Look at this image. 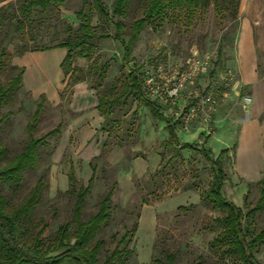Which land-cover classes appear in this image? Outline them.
Masks as SVG:
<instances>
[{"label":"rangeland","instance_id":"374dc122","mask_svg":"<svg viewBox=\"0 0 264 264\" xmlns=\"http://www.w3.org/2000/svg\"><path fill=\"white\" fill-rule=\"evenodd\" d=\"M16 1H9L14 8ZM111 1L105 0L107 7ZM1 4L4 2L0 1ZM246 6L247 3L239 4L238 15L233 22H219L210 5L195 17L190 27L173 25L168 21L157 26L147 25L132 48L127 67L121 62L120 45L110 38L96 41L97 49L91 61L75 58L72 65L77 68L76 75L83 76L84 80L65 89L62 81L58 100L45 101L35 136L43 135L58 124L61 131L47 140L41 153V166L26 175L23 187L25 192L41 173L45 175L46 190L36 212V219L40 220L39 228L46 226L45 237L51 238L63 223H67L73 231L70 223L73 198L65 193L68 190L66 175L72 166L77 185H85L90 176V166H93L95 179L85 203V216L93 211L94 203L105 189L116 183L111 199L112 222L102 233L106 250L112 251L115 246L110 238L112 234H117L116 240H119L137 221V231L131 243L135 252L132 264H149L155 254L153 243L157 234H167L168 245L179 249V264L200 261L204 264H229L219 260L209 250V243L217 231L210 229L211 220L219 214L200 205L195 191L179 189L192 179L190 164L197 170L196 182L201 188H206L210 182L212 167L203 158L200 147L210 149L209 157L213 160L221 149L233 144V122L239 121L238 117L243 118L242 106L246 104L242 99L250 97L248 83L239 75L235 55L238 40L244 37L247 30L255 45L256 70L259 78H264V13L260 11L261 17L253 23ZM81 8L82 0H68L56 8V16L49 12L41 14L39 21L42 23L37 33L32 34L33 43H29L28 36H25L28 49L52 46L64 39L67 36L65 26L71 30L77 28L78 20L74 14ZM7 10L11 13L10 8ZM55 17L63 23H54V27L46 28L43 22L51 20L52 23ZM98 24L100 22L94 17L92 25ZM101 27L109 36L112 35L113 27L109 23H103ZM21 43L23 40L13 25L0 26V49L9 54L6 65L22 68L17 66V60L24 54L18 53ZM249 47L245 49L251 51ZM197 63L206 65L205 74L196 76L191 83L185 82L177 97L168 98L166 92L172 83ZM47 66L43 78L49 82L38 85L50 92V87L56 82L55 67L53 62ZM104 68L105 73L102 71ZM128 69L139 70L142 92L158 106L164 120L152 118L147 108L128 97L114 109L110 118L115 121L110 127L111 121L103 119L96 111L97 101L90 103L83 99L86 91L90 92L92 100H96L95 92L106 94L117 85L116 79L121 81V74L127 73ZM9 75V70H4L0 74V82L4 84ZM260 91L264 92V88ZM194 93L210 95L211 100L184 127L181 114L194 103ZM38 101V96L21 85L9 105L3 106L2 112L11 113L2 123L10 155L18 151L26 140V125ZM133 112H136L135 117ZM168 124H174L178 143L193 144L196 148L183 149L182 160L175 161L173 168L166 169L168 175L165 180L171 187L151 194L150 181L159 170L161 154L165 159L171 155L160 144L168 138ZM102 130L107 131L108 136ZM103 143H106L104 147ZM230 148L228 157H221L226 173L223 194L245 212L257 200L258 190L255 185H246L233 176V147ZM162 191L166 192L159 200L156 199ZM243 196L247 199L245 203ZM188 205H195L196 208L178 212L179 206ZM50 206H54V213ZM246 223L249 224V221L245 220ZM262 225L264 210L255 215L250 227L256 232ZM253 255L258 264H264V243L253 251Z\"/></svg>","mask_w":264,"mask_h":264},{"label":"trees","instance_id":"16d2710c","mask_svg":"<svg viewBox=\"0 0 264 264\" xmlns=\"http://www.w3.org/2000/svg\"><path fill=\"white\" fill-rule=\"evenodd\" d=\"M0 26H14L23 40L19 54L33 51H46L51 49H64L65 55L60 63L63 74L64 89L80 83L83 76H77V68L72 64L75 58L91 61L99 39H111L118 43L122 50L121 62L124 67L129 66L131 51L138 36L147 25L157 26L164 21L173 25L184 27L192 26L195 17L204 12L210 5L219 22L236 20L240 0H112L107 7L105 0H82V8L75 12L78 25L75 30L66 27L67 36L52 46H40L28 49L25 36L29 43H33L32 34L40 27L39 16L45 12L57 14L56 8L68 0H17L14 8L10 0H0ZM8 1V2H7ZM6 2V3H5ZM11 9V13L8 12ZM100 24L92 25L93 18ZM13 21V22H12ZM54 22L46 20L45 27H54V23H63L58 17ZM109 23L113 27L111 36L107 34L101 24ZM37 33V32H36ZM126 37V39H124ZM9 54L0 49V74L9 70L7 81L0 82V264H132L135 261V252L131 247L133 236L138 227L134 221L129 229L116 240L117 234L111 235L115 242L112 251L105 249L106 241L102 233L112 222L111 199L116 187L112 186L97 198L93 211L85 216V203L90 195L91 187L95 179V168L90 166V176L85 185H77L74 170L69 167L66 178L68 190L65 192L73 198L70 223L60 224L51 238L45 237L46 226L39 228L36 219L37 208L46 190L45 175L41 173L34 185L24 192L26 175L37 170L42 162V150L47 145V140L59 135L61 125L36 137L35 132L41 118V112L45 103V97L39 96L35 111L30 116L26 125V140L20 149L10 155V149L3 137L2 123L11 115L9 111L2 112L3 106L9 105L16 92L22 85L23 69L13 65H6ZM106 72V68L102 70ZM138 69H128L121 74V81L116 79V86L111 87L106 94L96 95V111L103 119L114 124L111 115L114 109L120 106L128 97L139 102L147 108L152 118L164 120L158 106L148 100L142 92V82ZM132 115L135 117L136 112ZM103 131V130H102ZM167 140L160 144L171 152L165 159L161 154L159 170L151 178V194L169 186L165 180L168 172L173 168L177 160H182L183 149L196 148L193 144L178 143L174 124L166 126ZM108 136L107 131H103ZM106 143H103V147ZM203 158L212 167V177L206 188H201L197 180V170L190 164L191 180L182 185L179 190H193L197 193L199 204L213 212H217L211 220L210 229H217L209 243V250L221 261L229 264H258L253 251L264 243V225L253 232L250 223L255 215L264 210V171L262 178L255 184L258 190V198L254 205L243 209L225 198L223 185L226 180L224 160L228 157L231 148H223L215 159H210L211 150L199 148ZM174 176V175H173ZM176 182V179H175ZM173 189V188H172ZM166 192V191H165ZM162 191L155 198L160 199L165 193ZM247 201L243 196V202ZM146 202V201H144ZM53 213L54 206H50ZM195 205L187 207L179 206L178 212L195 209ZM249 224H244V221ZM167 234H157L153 243L154 256L149 264H179L180 251L168 245ZM196 264H204L201 261Z\"/></svg>","mask_w":264,"mask_h":264},{"label":"crops","instance_id":"0c3cea01","mask_svg":"<svg viewBox=\"0 0 264 264\" xmlns=\"http://www.w3.org/2000/svg\"><path fill=\"white\" fill-rule=\"evenodd\" d=\"M245 3H247L248 17L254 21L253 23L257 22L261 17L260 11L264 13V8H262L264 0H240V5ZM247 23L248 28H250V21L248 20ZM246 32L244 37L238 40L235 55L239 75L243 81L248 83L247 89L251 101L249 104L242 106L244 109L243 118L238 117L240 118L239 121L233 122L235 132L233 144L227 145L226 148L233 147V176L246 185H253L262 178V171H264V92L260 91L264 88V78H259L255 64V45L250 40V32L248 30ZM246 46H250L251 51L245 49ZM64 55V49L24 53L17 60V66L23 69L22 85L24 88L34 96H38V98L43 95L46 101L58 100V91L63 80L60 63ZM52 62L55 67L56 82L50 87L49 92L38 84L49 82V80H44L43 74L45 75L47 65ZM84 93L82 97L85 101L90 103L95 101L96 103V100H92L90 97L89 91Z\"/></svg>","mask_w":264,"mask_h":264},{"label":"built area","instance_id":"2783aa9c","mask_svg":"<svg viewBox=\"0 0 264 264\" xmlns=\"http://www.w3.org/2000/svg\"><path fill=\"white\" fill-rule=\"evenodd\" d=\"M205 72V64L197 63L193 65L189 72L182 74L175 80V82L172 83L171 87L166 92V96L172 99L177 97L185 82L191 83L196 76L203 75ZM192 99L194 100V103L188 107V109L183 114H181V121L184 127H186L188 123L195 118L198 111H203V105L209 103L211 97L210 95L202 96V94L194 93L192 94ZM242 101L247 105L250 103L251 98L249 96H245L243 97Z\"/></svg>","mask_w":264,"mask_h":264}]
</instances>
